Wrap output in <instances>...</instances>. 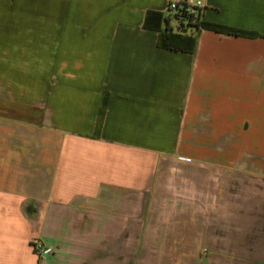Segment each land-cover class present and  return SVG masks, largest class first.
I'll list each match as a JSON object with an SVG mask.
<instances>
[{
    "label": "crops",
    "instance_id": "crops-1",
    "mask_svg": "<svg viewBox=\"0 0 264 264\" xmlns=\"http://www.w3.org/2000/svg\"><path fill=\"white\" fill-rule=\"evenodd\" d=\"M167 2L0 0V264H264V0Z\"/></svg>",
    "mask_w": 264,
    "mask_h": 264
},
{
    "label": "trees",
    "instance_id": "trees-1",
    "mask_svg": "<svg viewBox=\"0 0 264 264\" xmlns=\"http://www.w3.org/2000/svg\"><path fill=\"white\" fill-rule=\"evenodd\" d=\"M162 20H165L159 12H149L144 21V26L157 31V46L165 49L180 50L192 53L195 50L196 34H181L170 31L167 27H161ZM202 28L213 30L215 32L245 36L255 38L260 36L256 32L239 30L223 25L212 24L203 22ZM106 105V98L104 97L102 104L99 108L96 122H95V135L98 134L104 116V110Z\"/></svg>",
    "mask_w": 264,
    "mask_h": 264
},
{
    "label": "built area",
    "instance_id": "built-area-1",
    "mask_svg": "<svg viewBox=\"0 0 264 264\" xmlns=\"http://www.w3.org/2000/svg\"><path fill=\"white\" fill-rule=\"evenodd\" d=\"M203 4L201 0H168L164 11L166 27L176 33L197 34L202 29ZM39 255L48 253V248L34 242Z\"/></svg>",
    "mask_w": 264,
    "mask_h": 264
},
{
    "label": "rangeland",
    "instance_id": "rangeland-1",
    "mask_svg": "<svg viewBox=\"0 0 264 264\" xmlns=\"http://www.w3.org/2000/svg\"><path fill=\"white\" fill-rule=\"evenodd\" d=\"M252 235L250 234V235H248V237H251ZM148 252V257H151V252L152 251H144V254L145 253H147ZM154 253V252H153ZM191 254H192V257H195L196 259V261H212V260H210V256H215V252H214V250H211V251H209V250H197V251H191ZM154 255H155V259L157 260V261H161V259L164 257L165 258V251H159V253L157 252V254L156 253H154ZM194 259V258H193ZM238 259H242L241 261H243V260H246V257L245 256H242L241 258H239L238 257ZM233 260H236V259H233ZM214 261V260H213ZM216 261V260H215Z\"/></svg>",
    "mask_w": 264,
    "mask_h": 264
}]
</instances>
